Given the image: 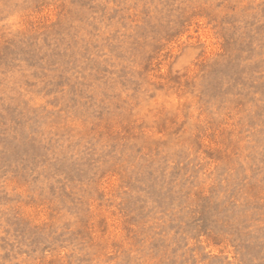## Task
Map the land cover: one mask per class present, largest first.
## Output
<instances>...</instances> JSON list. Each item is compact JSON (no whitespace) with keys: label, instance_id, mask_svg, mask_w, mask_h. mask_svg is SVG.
Instances as JSON below:
<instances>
[{"label":"rangeland","instance_id":"rangeland-1","mask_svg":"<svg viewBox=\"0 0 264 264\" xmlns=\"http://www.w3.org/2000/svg\"><path fill=\"white\" fill-rule=\"evenodd\" d=\"M0 264H264V0H0Z\"/></svg>","mask_w":264,"mask_h":264}]
</instances>
